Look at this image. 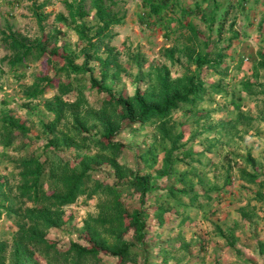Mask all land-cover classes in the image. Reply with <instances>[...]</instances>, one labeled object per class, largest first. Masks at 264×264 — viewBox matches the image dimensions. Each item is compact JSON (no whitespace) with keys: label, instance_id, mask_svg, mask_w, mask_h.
<instances>
[{"label":"rangeland","instance_id":"1","mask_svg":"<svg viewBox=\"0 0 264 264\" xmlns=\"http://www.w3.org/2000/svg\"><path fill=\"white\" fill-rule=\"evenodd\" d=\"M65 1L0 0V264H264V0H102L122 21L109 59L88 66L114 98L90 73L18 59L5 41L47 35L84 66L77 30L94 33L96 0L82 20ZM164 79L199 94L119 129L117 98L136 114L139 81L159 105ZM133 172L149 180L144 241L129 217L142 208Z\"/></svg>","mask_w":264,"mask_h":264},{"label":"trees","instance_id":"2","mask_svg":"<svg viewBox=\"0 0 264 264\" xmlns=\"http://www.w3.org/2000/svg\"><path fill=\"white\" fill-rule=\"evenodd\" d=\"M101 2L102 0H96V2L93 4L95 11L93 18L96 22L94 33L90 35L87 32V28L89 27L84 21H80V24L78 26L79 28L77 30V33L79 35V40L86 41V45L82 48V53L85 56L84 66L74 65L72 62V58H70L66 54V49L63 45L56 49H49L46 45L47 35H42L39 38H36L32 44L26 43L23 39H20L14 35L9 36L5 39V41L15 52L16 57L18 59L23 60L25 56L34 52H39L43 57L46 58L48 62L52 60H59L63 62L64 66H68L72 73H90L92 85L96 89L106 92L110 95V97L114 98L112 90L106 86H102L101 82L95 75L94 70L88 66L89 60H99L104 64L106 60L109 59L101 58L100 53H102L103 51L111 53L113 51L114 47L111 45V39L114 37L115 33L112 31V27L114 25L120 24L122 21L121 16H118L116 13H114L112 8H105ZM64 4L67 8V12L69 13L68 16L73 20H76L77 17L82 20V18L86 14L85 0H72L71 2L66 0ZM35 14L38 20L42 22L45 17L44 14L38 11H35ZM46 79L49 78L45 77V80ZM50 80H53V78H51ZM138 82L136 90L134 92V101L138 108L136 114L132 112V109L130 108L129 104H127L122 98H117V102L122 104L126 108L125 114L122 117V122L119 125V129H124L125 127L133 123L142 124L145 120L149 119L150 117H154L157 115H166L171 111V109L175 108L178 103L183 101L191 102L192 100H194L196 95L199 94V89L201 87L200 85H196L195 87H190L184 93H181L179 91L170 93L168 88L169 83L166 79H164L162 81V90L163 94L165 95V98L163 99L161 104L155 105L147 103L146 100L143 98V96L141 95L142 91ZM190 95H192V97H190ZM115 134L116 133L114 132V130H109L102 135V139L105 140L107 146L117 147L121 145L113 140ZM133 175H135L134 179L137 183H139L141 187L140 201L142 208L134 210L133 213L129 215V217L130 219H132L133 224L138 227L141 234V241H144L145 222L142 219V214L146 211L143 206L145 205L146 194L149 191V180L148 178L140 176V174H135V172H133ZM78 187L79 184H76L75 188H73L69 192V195L66 197V199H68L66 203L72 202L75 199V196L79 191ZM34 197V199L39 198L37 196ZM24 226L25 225H23L21 230H23ZM128 248V244H125L123 246V251H118L116 254L118 256H124V253H127ZM94 249L96 251L95 253H98V249Z\"/></svg>","mask_w":264,"mask_h":264},{"label":"crops","instance_id":"3","mask_svg":"<svg viewBox=\"0 0 264 264\" xmlns=\"http://www.w3.org/2000/svg\"><path fill=\"white\" fill-rule=\"evenodd\" d=\"M221 243H223V242H221ZM225 243L227 244V249H229L231 245H230V243L228 242L227 239H225Z\"/></svg>","mask_w":264,"mask_h":264}]
</instances>
